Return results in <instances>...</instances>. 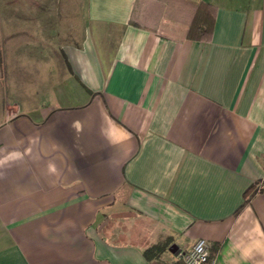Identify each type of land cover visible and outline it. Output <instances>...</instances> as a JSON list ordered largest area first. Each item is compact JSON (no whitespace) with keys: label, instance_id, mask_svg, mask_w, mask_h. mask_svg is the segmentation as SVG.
Returning a JSON list of instances; mask_svg holds the SVG:
<instances>
[{"label":"crops","instance_id":"obj_1","mask_svg":"<svg viewBox=\"0 0 264 264\" xmlns=\"http://www.w3.org/2000/svg\"><path fill=\"white\" fill-rule=\"evenodd\" d=\"M204 1L210 39L187 0H73L34 80L0 79V264H154L166 237L161 262L205 237L264 264V0Z\"/></svg>","mask_w":264,"mask_h":264},{"label":"rangeland","instance_id":"obj_2","mask_svg":"<svg viewBox=\"0 0 264 264\" xmlns=\"http://www.w3.org/2000/svg\"><path fill=\"white\" fill-rule=\"evenodd\" d=\"M72 1L0 0V79L6 76L8 95H13L11 85L16 79L34 80L30 78L31 66L36 64L32 53L43 41L41 46L45 47H50L53 41L58 43L57 30L67 23L66 14H70L72 8L68 4ZM53 32L56 34L52 40L50 34ZM43 74L45 72L41 71Z\"/></svg>","mask_w":264,"mask_h":264},{"label":"trees","instance_id":"obj_3","mask_svg":"<svg viewBox=\"0 0 264 264\" xmlns=\"http://www.w3.org/2000/svg\"><path fill=\"white\" fill-rule=\"evenodd\" d=\"M194 5V12L188 22V38L192 39H210L212 37L214 22L216 18L217 6L211 2L204 0L190 1ZM135 13V12H134ZM131 21L135 24L139 22L135 19V14L132 13ZM256 191L255 185H251L244 193V200L241 207L248 203ZM171 242V237H166L164 241L152 244L145 248L144 253L148 259L157 258L154 264H184L182 260H177L174 263L167 261H159L160 255L166 250ZM213 253H211V257Z\"/></svg>","mask_w":264,"mask_h":264},{"label":"built area","instance_id":"obj_4","mask_svg":"<svg viewBox=\"0 0 264 264\" xmlns=\"http://www.w3.org/2000/svg\"><path fill=\"white\" fill-rule=\"evenodd\" d=\"M180 257L184 264H214L209 242L205 237L198 238L191 248L180 252Z\"/></svg>","mask_w":264,"mask_h":264},{"label":"water","instance_id":"obj_5","mask_svg":"<svg viewBox=\"0 0 264 264\" xmlns=\"http://www.w3.org/2000/svg\"><path fill=\"white\" fill-rule=\"evenodd\" d=\"M171 250H172V248H171Z\"/></svg>","mask_w":264,"mask_h":264}]
</instances>
